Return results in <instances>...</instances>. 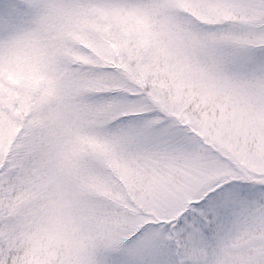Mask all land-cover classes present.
Returning <instances> with one entry per match:
<instances>
[{"label":"snow or ice","instance_id":"obj_1","mask_svg":"<svg viewBox=\"0 0 264 264\" xmlns=\"http://www.w3.org/2000/svg\"><path fill=\"white\" fill-rule=\"evenodd\" d=\"M0 264H264V0H0Z\"/></svg>","mask_w":264,"mask_h":264}]
</instances>
